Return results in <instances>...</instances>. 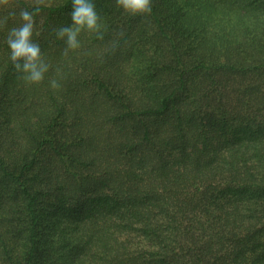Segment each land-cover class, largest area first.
Here are the masks:
<instances>
[{"label":"trees","instance_id":"trees-1","mask_svg":"<svg viewBox=\"0 0 264 264\" xmlns=\"http://www.w3.org/2000/svg\"><path fill=\"white\" fill-rule=\"evenodd\" d=\"M93 2L67 56L42 7L40 84L0 31V264H264V0Z\"/></svg>","mask_w":264,"mask_h":264},{"label":"clouds","instance_id":"clouds-1","mask_svg":"<svg viewBox=\"0 0 264 264\" xmlns=\"http://www.w3.org/2000/svg\"><path fill=\"white\" fill-rule=\"evenodd\" d=\"M24 4L27 7L21 6L20 0H0V9L4 11V14L0 15V31L6 32L5 43L9 48V60L14 72L27 84H40L51 65L43 58L40 45L33 40V35L36 30V18L40 15L42 7L49 5L47 0H25ZM115 6L131 16H145L152 12V0H115ZM70 16L71 26L52 30L55 38L63 40L66 45L62 50L64 56L81 47L79 36L82 32L94 33L97 39L104 38L107 28L101 22L102 18L93 0H72ZM9 20L14 22L11 27L8 26ZM36 34L39 35V32L36 31ZM117 35L124 37V29L121 28ZM117 51L118 43H114L111 52L115 55ZM49 86L57 89L60 84L53 78L49 81Z\"/></svg>","mask_w":264,"mask_h":264}]
</instances>
